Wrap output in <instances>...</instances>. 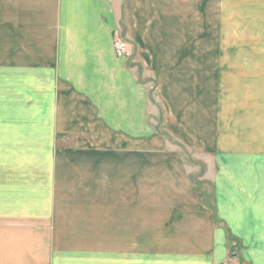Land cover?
<instances>
[{"label": "crops", "instance_id": "crops-1", "mask_svg": "<svg viewBox=\"0 0 264 264\" xmlns=\"http://www.w3.org/2000/svg\"><path fill=\"white\" fill-rule=\"evenodd\" d=\"M0 264H264V0H0Z\"/></svg>", "mask_w": 264, "mask_h": 264}, {"label": "rangeland", "instance_id": "rangeland-1", "mask_svg": "<svg viewBox=\"0 0 264 264\" xmlns=\"http://www.w3.org/2000/svg\"><path fill=\"white\" fill-rule=\"evenodd\" d=\"M149 90H150V96H154V87H149ZM159 127V126H158ZM158 131L160 133H162V137H164V139L166 138V135L164 133V131L160 128H158ZM167 141H169L167 138H166ZM168 149H173L174 151H176L181 157H182V160L185 162L186 166L189 165V168H191L193 171L190 175V181L192 182V185L194 184L195 186L197 184H201L199 186H196L195 188H203L205 189V191H207V195L205 196V198H202L203 202H211L212 201V191H213V187L211 186V184L209 182H206V181H203V182H200V179L199 177L205 173L204 172V168L202 165H200L198 163V161L194 160L192 154L188 151V149H186L185 147L181 146V145H171V144H168ZM142 176H141V180H142V184H146L145 182L148 181V178H149V172H141ZM146 175V176H144ZM148 176V177H147ZM120 178V177H119ZM108 184L111 186H116L117 184H122V182H119L118 181V172H109V182ZM116 187H114L113 189H111L110 187V194H111V197H113L112 199H116V196H117V192H116ZM112 191V192H111ZM143 193L147 196V197H151L153 196V194L147 192V191H144L142 190V197H143ZM146 197V198H147Z\"/></svg>", "mask_w": 264, "mask_h": 264}, {"label": "built area", "instance_id": "built-area-1", "mask_svg": "<svg viewBox=\"0 0 264 264\" xmlns=\"http://www.w3.org/2000/svg\"><path fill=\"white\" fill-rule=\"evenodd\" d=\"M113 48H114L115 55L118 58H122L125 56L126 44L124 42H122L121 40H115L113 43Z\"/></svg>", "mask_w": 264, "mask_h": 264}]
</instances>
